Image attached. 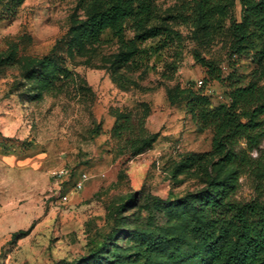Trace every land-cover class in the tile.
Returning a JSON list of instances; mask_svg holds the SVG:
<instances>
[{"label":"rangeland","instance_id":"obj_1","mask_svg":"<svg viewBox=\"0 0 264 264\" xmlns=\"http://www.w3.org/2000/svg\"><path fill=\"white\" fill-rule=\"evenodd\" d=\"M108 1L0 0V264H111L105 241L125 253L164 241L149 258L119 259L159 264L165 249L198 241L190 205L178 200L203 189L208 173L230 175L207 155L214 130L202 131L186 98L171 103L168 91L192 85L214 105L222 102L229 82L214 79L197 57L220 69L223 79L236 73L264 84V39L231 55L238 0L212 25L196 23L194 0H151L149 20L141 27L129 21L127 38L158 26L176 35L166 47L165 36L149 39L134 63L123 66L117 65L123 48L110 33L99 43L80 39L79 27ZM47 55L74 78L57 79V90L38 99L29 73ZM121 112L145 116L153 142L144 153L133 155L113 135ZM191 157L201 158L190 165ZM62 170V177L54 175ZM82 174L88 180L72 193ZM132 192L137 203L119 212ZM257 196L243 176L235 198Z\"/></svg>","mask_w":264,"mask_h":264},{"label":"trees","instance_id":"obj_2","mask_svg":"<svg viewBox=\"0 0 264 264\" xmlns=\"http://www.w3.org/2000/svg\"><path fill=\"white\" fill-rule=\"evenodd\" d=\"M235 1L194 0L197 5L196 23L212 25L224 21ZM238 2L241 18L231 25L232 56H241L254 47L257 39H264V0ZM150 12L151 0H109L104 8L93 12L86 23L79 27L80 39L99 43L110 33L123 48L118 55L117 65L132 64L144 52L142 45L149 39L165 36L162 47H166L176 35L172 29L158 26L148 27L133 39H128L127 23L134 20L141 27L149 20ZM197 59L208 68L209 75L214 79L229 82L225 97L227 102L214 105L211 97L202 91L203 88L194 89L192 85L168 91V98L174 103L180 97H185L187 111L198 127L202 131L214 130L212 151L207 155L215 158V165L230 172V175L218 179L208 173L203 189L188 199L178 200L190 205L192 232L198 241L188 249L181 246L165 249L167 259L159 264H180L185 261L189 264H264V150H260L264 141V84L247 80L236 73L223 79L220 69L200 57ZM29 78L37 81L34 97L39 99L57 90V79L71 81L74 74L47 55L31 70ZM112 133L133 155L144 153L153 142L148 134L145 116L135 113H119ZM257 150L259 153L255 156ZM200 158L191 157L189 164ZM243 176L252 179L258 195L248 202L235 198ZM137 201L138 194L129 193L119 212ZM172 202V199L165 201L167 204ZM162 244L164 241L148 242L144 248L132 253L116 252L108 241L101 248L107 252L111 264H123L119 259L151 257ZM102 249L94 254H101Z\"/></svg>","mask_w":264,"mask_h":264},{"label":"built area","instance_id":"obj_3","mask_svg":"<svg viewBox=\"0 0 264 264\" xmlns=\"http://www.w3.org/2000/svg\"><path fill=\"white\" fill-rule=\"evenodd\" d=\"M200 84H203V82L200 81ZM220 98L222 99L223 102H227V100L223 96H221ZM64 174H65L64 170L54 173V175L57 176V177H62ZM87 180H88V175L87 174H82L80 180L75 184L74 190L72 191V193H75V191H80L83 188V186H84V184H85V182ZM63 200L68 201L69 200V196L65 195L63 197Z\"/></svg>","mask_w":264,"mask_h":264}]
</instances>
